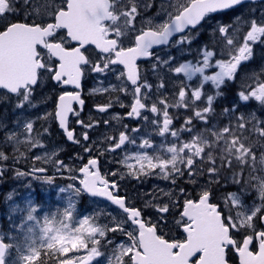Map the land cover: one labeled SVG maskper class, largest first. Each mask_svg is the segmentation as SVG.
<instances>
[{"label": "rangeland", "instance_id": "obj_1", "mask_svg": "<svg viewBox=\"0 0 264 264\" xmlns=\"http://www.w3.org/2000/svg\"><path fill=\"white\" fill-rule=\"evenodd\" d=\"M192 1L113 0L106 29L122 45L132 44L144 25L162 31ZM66 3L0 0V27L14 14L49 18ZM108 63L107 77L114 74L115 82L125 87L120 67ZM155 73L159 79L153 82L149 77ZM96 75L97 84L106 86L105 80H111ZM144 75L152 87L146 89L149 97L156 94L164 103L165 131L158 143L146 134H139V140L131 134L123 149L104 154L105 177L126 189L132 186V204L143 196L139 199L149 211L147 223L175 245L185 239V201L207 192L239 238L258 229L264 212V0L209 13L200 26L158 49ZM234 87L237 91L230 94ZM3 97L0 94V239L7 244L5 264H38L52 254L53 264H76L89 256L91 264H136L132 256L140 245L138 229L114 207L86 196L77 178L79 158L95 155V144L91 141L89 153L71 151L58 135L50 136L49 107L41 110L31 104L29 94L5 102ZM166 125L172 126L169 133ZM85 142L82 148L88 146ZM14 157L33 168H49V173L33 181ZM5 159L9 162L4 164ZM155 166L159 170L153 181L138 176ZM4 167L15 178L4 180ZM151 187L159 194L152 195ZM44 248L50 257L43 255Z\"/></svg>", "mask_w": 264, "mask_h": 264}, {"label": "water", "instance_id": "obj_2", "mask_svg": "<svg viewBox=\"0 0 264 264\" xmlns=\"http://www.w3.org/2000/svg\"><path fill=\"white\" fill-rule=\"evenodd\" d=\"M255 1L261 0H193L171 19L162 32L150 29L138 35L137 45L117 52L114 62L122 65L128 78L135 81L138 79L136 60L140 53H145L152 46L167 44L173 36L186 32L188 28L199 26L209 12L226 11L242 3ZM112 16L111 0H67L66 8L55 13V25L65 28L71 41L78 44L71 50L63 48L61 50L60 44L49 45L53 56L60 60L59 72L76 74L77 84L73 83V86H80L81 65L86 63V56L82 52L83 47L93 45L103 52H109L117 47L115 39L109 40L102 36V22L110 20ZM51 30V24L42 28L40 24L16 23L0 34V87L15 91L31 79L36 81V70L40 63L35 62L37 56L35 44L38 42L43 44V38ZM63 97L65 101L61 100V97L58 104V121L64 132L68 134L69 140L72 141L73 132L69 131L67 126L73 101ZM96 161V159L91 161L94 171L81 180L82 188L86 194L100 195L120 207L122 211L129 213V219L138 227L140 243L139 249L133 250L134 263L232 264L227 260V248L235 246L236 240L231 236L230 228L225 224L219 206L210 202L209 193L198 200L185 201L182 210L183 217L188 221L182 226L185 240L180 242L176 248L173 242L158 234L155 226H148L141 219L135 220L134 217L141 218L140 212L137 209L126 208L123 197H111L99 193L96 185L101 177ZM261 221L264 225V213ZM260 235V233L257 235L259 242ZM250 245L251 238L247 237L236 249L239 257L238 264H264V245L260 242V249L256 254H252L249 250ZM6 252L7 244L0 239V264L6 263ZM66 263L69 262L64 261L61 264ZM91 263L92 257L89 256L76 264Z\"/></svg>", "mask_w": 264, "mask_h": 264}, {"label": "flooded vegetation", "instance_id": "obj_3", "mask_svg": "<svg viewBox=\"0 0 264 264\" xmlns=\"http://www.w3.org/2000/svg\"><path fill=\"white\" fill-rule=\"evenodd\" d=\"M4 2H6L8 6H10L9 2ZM111 4L113 5V0H111ZM5 18L6 21L4 25L0 27V34L6 31L9 26L16 23H24L28 25L40 24L42 28H45L46 26L51 24L52 30L43 38V44L39 42L35 44V51L37 53L35 62L40 63V66L36 70V81L34 82L31 79L26 84H24V86H20L15 91H10L5 87H0V94L2 97L4 96L2 98V102H5L7 98L11 97L21 96L22 99L25 94H29L32 98L31 104L35 103L41 108V110H46L49 107V110L51 112L49 119L54 118L51 124L49 119L46 120V125L50 129V136H54V134L58 135L59 142L68 144L71 151L79 153H81V151H83L84 153L83 149H85V152L89 153V146L91 145L92 141L93 144H95L94 147L98 152H96L95 155H84L82 159L79 158L80 163L77 168V173L81 177H77L79 182L81 183V180H83L86 175L94 171V166L92 167L91 161H93V159H96V165L101 177L100 181L97 182L96 185L99 193L102 195H109L111 197H123L125 199V207L140 209L142 220L145 221L147 225H149L146 220L148 219L147 213H149V211L142 205V199H139L143 196L139 197L137 201H133L137 205L132 204L130 202L131 198L129 195V192L132 190V186L126 189L127 186H120V184L112 178L105 177L106 171L104 160L106 159V157H104V154L107 155L109 153L116 152L115 150L117 149H123L127 145L126 142L128 140V137H130L131 134L134 133L136 134L138 140L140 138L138 137L139 134H146L145 136L149 138L153 137L154 141L157 140L158 143L162 133L165 131V124L163 125V123H166L168 120L162 113L164 103L161 101V99L156 94L153 98H150L149 93L146 92V89H150L152 87L145 82L144 67H147V65H149L150 60L153 59L154 54L158 49L162 48V46L169 45L171 41L179 34L173 36L167 44L152 46L148 48L145 53H140L136 60L138 79L135 81H131L126 74L125 68L122 65L115 63L114 59H116L117 52L136 46V40H134L132 44L122 45L117 37L112 34L113 31L109 33L106 29L105 24H108L110 20L102 22L103 38L109 40L115 39L117 42V47L109 52L99 51L93 45H87L83 47L82 52L86 56V63L81 65L82 75L79 81L80 86L75 87L72 84H77L75 76L76 74L59 72L58 65L60 64V60L53 56L49 48L50 44H54L55 46L60 44L62 46L60 47L61 50L62 48L65 50H71L78 45L77 43L71 41V39L67 36V31L65 28L55 25V15L49 18L28 19L14 14ZM146 30L150 29L149 27L144 25V28L140 31V34H142ZM108 62H111L112 67H120L122 76L124 73V77L127 80V85L125 87H123L120 83L115 82L114 74H112V78L107 77V68L109 66ZM100 73H102L105 78L111 79L107 81L105 80L106 86L102 85L101 83L97 84L100 75L96 74ZM149 78L153 82L159 79L157 73L150 75ZM44 80H46V84H44ZM96 85H99L101 87V89H99V91L97 92L94 90V86ZM154 88L155 90H157V87ZM158 95L161 97L160 92L158 93ZM63 96H65V98L67 97L68 99L70 98L69 100L73 101L71 112L68 117L67 126L68 130L73 132L72 141L69 140L68 134L64 132V129L61 128L58 121V104L61 97V100L65 101ZM2 108V105H0V111L2 110ZM19 116H22V114L20 113ZM193 121H191V123ZM171 128V125H166V132L169 133ZM108 131L111 133H109ZM105 132H108V136L110 134L111 137H109V139H107L104 135L107 134ZM115 134L118 137L117 141L115 140ZM83 139L86 140L85 143H88V146L85 148H82L81 146V144H83L81 143ZM175 140L177 141V139ZM145 142L146 141H142L144 145ZM104 146L106 148H104ZM213 159L214 157H211V162L213 161ZM117 160L118 159L116 158V161ZM14 161L18 166L24 169V176H28L30 178L34 177L33 181H36L38 179V176L46 177L49 173V168H33L34 166L32 167L28 163H22L20 160L16 161V157H14ZM6 162L9 161L5 159L4 164ZM10 163H12V159L10 160ZM125 167L129 168L126 165ZM133 168L134 167H132L131 169ZM158 170V167L155 166L153 168H149L145 172L138 173V176H141V178L144 179L146 178L149 181H153V178L155 177L154 173ZM32 171L40 173V175H35ZM5 177L7 179L15 178L11 170L7 167H4L3 171L4 180H6ZM134 178L132 179V181L134 180ZM134 182L135 180L133 181V183ZM150 191L153 192L152 195L159 194V191H156L155 187H151ZM147 194H149V192H147ZM86 196L89 195L87 194ZM92 198L109 204L128 218L129 213H124L120 207L111 203L109 200L102 198L100 195H95ZM219 208L224 214V211L222 207H220V205ZM134 219L137 220L136 218ZM225 223L230 227L231 235L235 238L237 243L234 247L229 246L227 248V256L229 258L228 260H230L231 257L235 258L234 263H232V260H230L232 264L239 263V257L236 254V249L242 245L247 236L251 238V245L249 247V250L252 252V254H256L259 251L260 242L264 245V225L262 224V221L260 219L259 228L254 231H249L247 235L241 238H239L235 234V228L230 225V223ZM258 233L261 234L260 242L257 236Z\"/></svg>", "mask_w": 264, "mask_h": 264}, {"label": "trees", "instance_id": "obj_4", "mask_svg": "<svg viewBox=\"0 0 264 264\" xmlns=\"http://www.w3.org/2000/svg\"><path fill=\"white\" fill-rule=\"evenodd\" d=\"M237 90H236V87H234L233 88V91H230V94H233V93H235ZM215 190H216V192L218 193L219 192V189H217V187L215 186V188H214ZM47 250H48V248H44L42 251H44V256H48V257H50L49 256V254L47 253ZM51 257L53 258V254L51 255ZM51 257H50V259H49V261H43V262H38V264H53V260H51Z\"/></svg>", "mask_w": 264, "mask_h": 264}, {"label": "bare ground", "instance_id": "obj_5", "mask_svg": "<svg viewBox=\"0 0 264 264\" xmlns=\"http://www.w3.org/2000/svg\"><path fill=\"white\" fill-rule=\"evenodd\" d=\"M150 17V16H149Z\"/></svg>", "mask_w": 264, "mask_h": 264}]
</instances>
